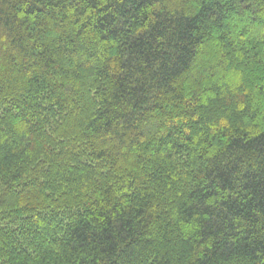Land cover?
<instances>
[{
    "label": "trees",
    "instance_id": "trees-1",
    "mask_svg": "<svg viewBox=\"0 0 264 264\" xmlns=\"http://www.w3.org/2000/svg\"><path fill=\"white\" fill-rule=\"evenodd\" d=\"M0 264H264V0H0Z\"/></svg>",
    "mask_w": 264,
    "mask_h": 264
}]
</instances>
